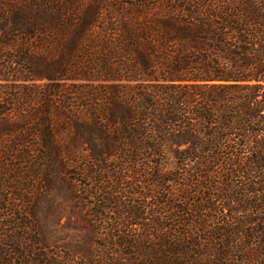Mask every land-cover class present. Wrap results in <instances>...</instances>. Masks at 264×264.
<instances>
[{"label":"trees","instance_id":"obj_1","mask_svg":"<svg viewBox=\"0 0 264 264\" xmlns=\"http://www.w3.org/2000/svg\"><path fill=\"white\" fill-rule=\"evenodd\" d=\"M111 1L0 0V172L87 159L84 182L115 186L76 198L116 211L108 264H264V0ZM104 8L114 23L91 37ZM72 79L91 86H57ZM57 94L90 104L72 127ZM1 203L0 264H71Z\"/></svg>","mask_w":264,"mask_h":264},{"label":"rangeland","instance_id":"obj_2","mask_svg":"<svg viewBox=\"0 0 264 264\" xmlns=\"http://www.w3.org/2000/svg\"><path fill=\"white\" fill-rule=\"evenodd\" d=\"M80 1L83 5L90 0ZM120 1V3L128 2V0ZM106 2L112 6L114 4L117 5V3L111 0H106ZM110 15L105 8L99 13L100 25L93 30L91 37H97L102 33V29L104 31L106 27H111L114 22L111 20ZM58 85L61 87L60 90L67 92H75L77 89L85 90V88L91 86L89 83L79 79L61 81ZM54 99L57 103L60 102L62 106L64 104V113L69 118V121L66 120L65 122V128L72 125L70 117L73 118L71 115L76 112L75 109L77 107L80 110L84 106L90 105L88 104V100H76V96L69 97L57 94ZM66 99H69V101ZM86 122L85 119H79V123L84 126L87 125ZM67 133L70 132L61 131L60 136H58L59 145L68 147L71 144L72 138L67 136ZM87 137V132L84 131L80 138L76 136L74 138L75 143H78L82 149L86 150L84 154H88L89 152V147L86 144ZM66 158L63 160L61 158H52L49 161H44L42 165L46 167L43 170L45 173L40 174V176L34 173V166L28 163L24 166L23 164L18 165L16 163L17 165L13 168H16L17 171L14 170V172H9L8 174L0 172V204H2L1 201H5V204L9 205L13 203L18 207L17 210L21 209V212H28V215L31 213L28 216V220L38 231L41 243L48 251L57 255L59 260L64 261L68 259L72 261L70 262L71 264L111 263L117 260L120 252H122L120 249L116 250L113 248L117 243L112 248H109L107 244L110 226L112 227L113 220L117 218L116 211L109 213L102 211L98 208L100 205H98L96 199L95 201L87 200L80 202L76 198L80 197L84 199L85 193L89 190H91V193L102 187L114 190L115 186L107 179L108 177L104 178L103 184L95 182L94 175H92V180L89 183L84 182L83 175L81 174L86 169L87 159L83 161L82 159L73 157H68V160ZM113 163L115 161L101 164V166L104 168L112 167ZM40 166L41 163L38 164V167ZM96 178L103 180L101 176ZM148 181L149 177L145 178L143 184L134 187L132 191L130 190V193L139 191L141 187L146 190ZM166 186L168 187L167 190L169 192L166 190L168 193L173 191L174 187L170 186V183L164 187ZM157 190L159 198H155L156 193L154 195L153 192V197L146 200L147 207L149 206L151 209L148 212L152 215L150 216L151 220L162 218L159 207L160 209L162 208V196L165 190ZM82 191H84L83 194ZM125 201H127V198ZM156 203L160 204L156 205ZM130 230L134 231V233L138 232L137 229L132 227H130Z\"/></svg>","mask_w":264,"mask_h":264}]
</instances>
